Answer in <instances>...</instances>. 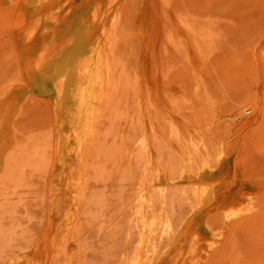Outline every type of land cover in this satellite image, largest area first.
I'll return each mask as SVG.
<instances>
[{
    "label": "rangeland",
    "instance_id": "1",
    "mask_svg": "<svg viewBox=\"0 0 264 264\" xmlns=\"http://www.w3.org/2000/svg\"><path fill=\"white\" fill-rule=\"evenodd\" d=\"M0 264H264V0H0Z\"/></svg>",
    "mask_w": 264,
    "mask_h": 264
},
{
    "label": "bare ground",
    "instance_id": "2",
    "mask_svg": "<svg viewBox=\"0 0 264 264\" xmlns=\"http://www.w3.org/2000/svg\"><path fill=\"white\" fill-rule=\"evenodd\" d=\"M187 217L190 218V217H191V214H188ZM183 228H184V226H183V225H180V226L175 230V233H174V241H177V240L181 237L182 232H183ZM173 254H176V253H173ZM197 263H198V261H197Z\"/></svg>",
    "mask_w": 264,
    "mask_h": 264
}]
</instances>
